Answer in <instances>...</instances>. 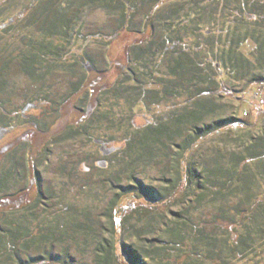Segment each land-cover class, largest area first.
<instances>
[{
  "label": "trees",
  "instance_id": "trees-1",
  "mask_svg": "<svg viewBox=\"0 0 264 264\" xmlns=\"http://www.w3.org/2000/svg\"><path fill=\"white\" fill-rule=\"evenodd\" d=\"M8 1L0 0V9ZM90 1L31 0L0 21V31L11 30L30 15L31 23L39 25L35 34L43 37L39 41L29 36V56L17 51L13 58L0 57V95L8 88L6 74L17 59L19 68L34 79L51 72L46 63L65 71H75L79 64L85 70V81L95 67L92 57L80 51L68 60L65 46L77 23L76 12ZM175 1L177 4L182 0L151 1L142 28L137 30L133 28L136 0L94 1L109 12L120 10L122 16L119 28L104 34L105 41L130 27L137 33L152 27L150 38L132 46L128 71L114 86L103 90V94L113 92L116 98H125L131 112L126 124H119L109 114L111 110H101L97 116L91 113L68 124L57 139L71 140L87 134L90 142L98 145L99 154L118 157L119 170L109 179L114 193L104 212L106 222L98 225L91 214L79 218L76 213L67 214L60 207L50 206L49 200L55 194L44 189L40 174H36L37 191L46 199L40 215L31 207H23V212H6L0 203V264H88L68 254L67 249L61 255L51 251L43 257L23 260L33 244L40 247L49 241L54 245L68 234L73 240L76 236L87 237L88 243L95 239L92 264H264V132L244 133L254 124L239 116L238 110L229 112L222 100L223 72L238 81L264 83V0H237L241 6L229 4V0H192L198 13H190L179 24L171 12L161 11L165 2ZM204 17L210 23L218 18L223 21L216 43L217 73L211 70L209 58L201 61L195 56L200 44H186L170 31L180 25L188 27L185 33L196 35L205 23L201 20ZM242 27L246 28L244 34L240 33ZM250 36L258 43L253 60L241 50ZM89 38L82 41V46L89 43ZM60 45L63 53L58 52ZM162 61L167 62L166 72L161 69ZM77 89L74 85L67 93L68 99ZM4 101L0 97V124L13 125L10 119L19 112H8ZM162 101L167 108L152 122L139 126L131 119L137 105L149 108ZM33 125H38L36 120ZM100 127L107 131L124 128L117 148L103 150L109 141L92 135V130ZM207 140L214 143L202 148ZM108 164V159L102 157L95 161L100 169ZM67 167L65 162L59 170L68 178L65 187L78 179ZM150 168L159 170L160 174L153 177L161 182L157 187L144 182ZM124 175L127 183L121 181ZM10 178L0 175V202L6 190L12 189ZM128 220L137 223L128 226Z\"/></svg>",
  "mask_w": 264,
  "mask_h": 264
},
{
  "label": "rangeland",
  "instance_id": "rangeland-1",
  "mask_svg": "<svg viewBox=\"0 0 264 264\" xmlns=\"http://www.w3.org/2000/svg\"><path fill=\"white\" fill-rule=\"evenodd\" d=\"M30 1L9 0L0 9V21L14 15ZM76 1L79 3L80 0ZM91 1L76 12L74 18L77 23L70 31L73 34L69 36L70 40L69 42L66 41L67 46H65L68 60H72L75 54L80 51L86 52L87 55L84 53L86 56L92 57L93 66L95 65V67L92 68L85 81L83 80L85 70L82 66L79 68V64L76 66L75 71H65L59 65L54 67L46 63L48 67L46 68L50 69L51 72L43 78L39 77L38 79L35 77L36 79H34L19 68V60L17 59L11 63L12 68L6 74L8 88L0 97L6 100L4 105L8 112L12 111L13 114L19 112L10 119L13 125L4 126L0 124V175L5 174L9 178L11 177L10 186H12V189L9 186L10 188L3 194L0 202L6 212L18 210L23 212V207H25V210L35 209L38 212L37 214L40 215L39 213L46 206V199L40 197V193L37 191L38 180L36 174H40L44 189L55 194L54 199L49 200L50 206L60 207L64 210V213L68 211L76 213L79 218L91 214L92 219L98 225L104 223V221L106 222L104 212L114 193L113 185L109 179L119 170L118 157L115 159H113L114 157L106 158L104 155L99 154L98 145L90 142L87 134L79 135L71 140L62 139L57 141V139L68 124L76 122L91 113L97 116L101 110H111L109 114H113V117L118 119L119 124L122 123V126L126 124L131 112L125 98H116L113 92L103 94V90L114 86L128 71L129 52L132 46L150 38L152 27L148 26L147 30L141 33H137L130 27L115 36L112 35L105 41L104 34H112L119 28L118 25L122 19L120 10L113 8V11L109 12L107 8L97 6L94 3L95 0H93V3ZM151 1L153 0H136L137 15L133 18V25L135 26L133 28L136 30L142 28L141 23ZM228 3L237 5L238 1L229 0ZM194 5L195 2L192 0H182L177 4L176 1L165 2L161 7V11L171 12L177 24H179L181 20V23L185 21L184 17L190 13L192 15L198 13V8ZM162 19L165 24L166 19ZM201 20H204L205 23L198 29L196 35L192 34L191 31L185 33L188 27L181 28L180 25H178L179 29L170 30L171 35L173 34L175 38H181L184 43L191 46H198L197 43L200 44L197 51H194L195 56L201 61L209 58L211 70L217 73L218 70L215 65V61L218 59L216 43L223 21L218 18L214 21L215 23H210L206 17ZM38 27L39 25L31 23L30 15H27L21 24L12 27L11 30L0 31V57L13 58L14 52L17 54V51L29 56L32 49L30 43L32 40L29 36L34 35L39 41L43 40L40 33L35 34ZM208 29H210V34L207 33ZM245 30L246 28L242 27L241 32H239L244 34ZM18 31H21V33H17ZM158 31L159 34L162 33L161 30ZM87 36H90L89 43L82 46L81 43ZM257 46L258 43L250 36L243 43L241 50L253 60L255 59L253 52ZM63 50V47L58 48L59 53H63ZM161 63L162 71L166 72L167 62L162 61ZM81 80H83L82 85H80ZM222 80L224 87L222 100L229 106V112L238 110L239 116L254 124L251 129L247 130L245 128L244 133L260 134L264 132V83L238 81L232 77L230 78L226 72H223ZM74 85H77V93L68 99L67 93L71 91ZM166 108L164 101L149 108L137 105L131 119L136 125L142 126L152 122ZM34 120L37 121V126L33 125ZM105 128L93 129L92 135L100 136V138L109 141L107 146L104 145L103 150L106 151L109 148L113 150L118 147V142L125 130L124 128H115L107 131ZM211 143H214V140H207L202 148L211 145ZM101 157L108 159L109 162L108 166L102 169L95 166V161ZM65 162L68 165L67 168L74 170L78 177L76 182L68 185L69 187L64 186V182L68 179L66 174L59 173L60 167ZM158 174H160L158 169H148L146 181L144 182L157 187L161 182L154 181L153 177ZM121 181L127 183V176L124 175ZM82 185H85V187L82 188ZM170 191L174 190L171 188ZM134 199L136 202L138 201L135 197ZM175 208L173 207V210H176ZM35 217L36 215L32 216V218ZM65 217L67 219L72 218ZM136 223V220H130L127 225L131 226ZM140 224L141 222H139ZM71 234L73 235V233ZM86 239L87 237L76 236L73 240L68 234L62 240L59 239L54 242V245L49 241L42 242L40 247L33 244L31 250L23 255V260L43 257L49 255L47 252L51 251L54 255H61L67 249L68 254H74L89 264L92 261L91 251L96 241L94 239L88 243ZM129 239L130 241L134 240L133 237H129Z\"/></svg>",
  "mask_w": 264,
  "mask_h": 264
},
{
  "label": "bare ground",
  "instance_id": "bare-ground-1",
  "mask_svg": "<svg viewBox=\"0 0 264 264\" xmlns=\"http://www.w3.org/2000/svg\"><path fill=\"white\" fill-rule=\"evenodd\" d=\"M106 258V257H105Z\"/></svg>",
  "mask_w": 264,
  "mask_h": 264
}]
</instances>
